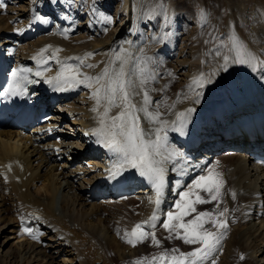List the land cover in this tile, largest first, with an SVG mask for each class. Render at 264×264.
Listing matches in <instances>:
<instances>
[{
  "label": "bare ground",
  "instance_id": "bare-ground-1",
  "mask_svg": "<svg viewBox=\"0 0 264 264\" xmlns=\"http://www.w3.org/2000/svg\"><path fill=\"white\" fill-rule=\"evenodd\" d=\"M77 1H80L79 3L83 2L84 7L86 8L87 6L89 8L87 10L84 8L79 9L81 4L77 5ZM97 1H90L85 4L84 0H76V4L74 0H34L32 8H30V12L27 15V24H23L24 26L18 30V32L21 31V37L24 33L23 29H26L32 22V17L35 14H43L53 4H55V8H61L64 11L66 9L67 11L69 10L73 17L66 15L62 17L64 21H70V26L67 28L62 27L61 34H54L53 30L51 34L44 35L41 38V42L37 44L32 43L27 50L21 51H15L12 45H10L13 43V40L10 41L8 38L11 37L10 35L13 34L12 32L16 28L11 27L8 23L12 18L1 16L5 12V7L0 8V35L5 34L1 38V47L7 52H12L11 56L16 57L18 62L25 63L32 58L42 57L45 54V59L50 61L53 67L62 65L63 63H70L74 67H78L82 74L90 77L100 75L106 67H110L111 62L117 55L123 54L125 50L130 52L133 50H130V47H133L135 52L134 56L132 53L133 58L129 66L131 67L133 63L137 65V68L146 65L148 70L147 75L152 77L144 86L153 101L149 106V110L152 112L159 111L161 120L167 121L171 125L176 120L178 113H187L189 108L195 109V111L187 115V127H193L195 130L193 132L188 131V138H184L185 140L182 141L180 139L182 135L179 132L172 131L170 128L168 130L172 131L169 135L175 141L173 144H169V147L177 152L178 149H175L174 145L179 146V150H181L183 142L188 144L190 153L195 151L194 146L200 141L201 145H205L201 147V151H203L201 157L187 160L184 172L182 173L183 180L189 173L194 171L193 167L205 163V160L202 158H208L213 154L212 150L207 148V146L214 139L220 137L216 133H220L221 123L228 126L237 116H249L253 113L264 112V64L260 63V61H264V11L262 22L260 21L259 24L253 25L247 23V21L244 22V20L238 17L242 15L237 13L238 8L233 0H215L214 5L217 4V9H223V5L226 4L228 13L226 17L223 14L216 15L217 21L215 19L214 23L208 21L205 25L206 21L203 22L202 28L205 29L207 27L205 30L212 29L215 34L218 32V36H220V38L215 36L216 42L215 39L211 40L210 45L208 44L211 49L208 47L209 49L204 52V48L202 50L199 49L200 51H198L199 47L196 48L202 39L201 36H203L198 31L200 28L199 23V28H196V31L193 29L195 32L187 34L186 30L188 31L191 26L188 29L186 27L195 21L192 19L193 16L181 7L174 6L178 9H175L173 13L174 22L172 25L168 26L169 18L166 20L168 21L166 25L162 15L164 23L162 21L161 25H157V21L153 22L154 19H149V16L148 22L152 24L150 25L147 23L145 15V20L141 19V21L139 20L140 22L134 19L136 17L133 18L132 13H136L133 11L135 10L134 7L131 11L126 8L129 10L127 12L125 9L127 5L125 7L121 5L122 3L114 5L115 0ZM157 1L160 2L159 0ZM186 2L191 8L198 6L204 8L201 13L203 15L217 10L212 8L208 0H186ZM99 5H102V7H99ZM130 5L133 6L132 3ZM113 7L115 9L111 18L109 11ZM262 8L264 9V4ZM83 14L86 17L81 19V16H84ZM208 14L210 15V13ZM138 17L141 16L139 15ZM106 18H110L112 20L111 23L116 21L108 33L105 29ZM224 18H227L225 19V23H223L226 26L221 30ZM180 22H182L180 27L183 26V23L184 26L185 24L187 25L185 28H183L184 26L182 27L184 32H179L178 30ZM55 24L58 26L57 23ZM143 25H147V29L150 28V33L143 29ZM74 28L78 30V35H75V38L73 36L71 38V32ZM202 28L200 29L202 30ZM233 28L236 29L233 30ZM232 30L234 31L233 33L231 32ZM184 33L187 35L182 38L181 34ZM230 36L239 37L247 46V50L258 57L255 70H252L247 65L232 63L231 59L227 65V70H224L222 67L224 64L223 56L229 55L231 58L235 55L234 52L229 50L231 47L229 42ZM226 40H228L227 43L225 42ZM201 41L203 42L204 40ZM215 46L219 49L215 50ZM212 47H214V51ZM52 48L60 49L61 51L58 52L57 56L51 57ZM41 49L47 50L38 56L37 54L41 52ZM34 52L36 53L35 56H28ZM88 53L92 55L86 57ZM87 65H93L94 67H87ZM118 66L119 62L116 63V67ZM136 78L135 76L133 77V79ZM201 78L205 81L211 78V82L205 83L203 87H200L199 80ZM76 87L77 91L82 92L79 97H76L68 105L59 104L56 109L55 106L51 108L53 111L52 126H58L55 128L58 133L57 139H50L46 136V132H42L50 124L38 126L33 130H18L14 128H3L0 130V219L5 221V227L6 225H10L11 227L14 225L12 231L14 230L13 232L16 234L15 239H17L19 235L17 231L18 219L28 214L30 210L36 211L42 215L41 222L47 230L48 235L52 233L51 240L54 238L53 243L50 242L43 248L40 244L21 241L18 238L19 242L17 241L18 244H15L17 246L15 249L11 251L7 249L6 253H2V255L0 251V264H7L6 259L8 256L14 259L18 258L19 261L22 259V261H26V264H38L47 258L46 261L44 260V264H53V259L56 256L59 254L66 255L70 252L73 253L72 255H75V259L80 264H104L105 260L102 262V255L107 252L102 253L100 251L101 245L114 246L115 252L121 257L120 259H123L124 263L131 260L134 264L137 261L149 264L153 261V258L150 256L151 254L147 255L146 251H143L146 248L148 240L151 242V236L144 239L142 243H137L135 247L126 243L124 237L126 231L131 232L137 223H142L147 219L153 206L149 202L151 197L148 198L145 194H141L137 200L138 202L130 198L125 200H112L109 198V200L104 202V206H100L99 203L101 201L98 203V200L88 202L92 194L91 187H93L98 179L105 178L108 175V170L111 168L110 164L116 163V157L110 154L106 156L101 155L104 159H100L99 162L100 153L89 139L92 131L99 127L98 114L91 110L96 106L95 101L91 99L95 86L89 88L84 84H80ZM136 91L140 94L133 97V103L139 107L143 99V90L138 88ZM197 96H199V103H196ZM100 111H103V105H101ZM118 111L119 109L113 108L110 115H116ZM77 116L80 120L76 122V127L74 126L72 130L75 134L67 132L71 130L68 127V118H71L70 120L75 119L76 121L78 120V118H75ZM140 116L141 127L145 131H151L159 127L158 124L148 123L144 119L143 113H140ZM63 122L66 123L61 128V123ZM78 127L81 130L78 131ZM77 131L80 132L81 136L83 135L84 143L80 144L73 151L72 138L79 135ZM208 132L209 136H205ZM205 137H208V139H205ZM211 137H214V139H210ZM64 154H67L68 157L71 156V161L68 160L70 161V166L81 154L84 157H88V160L96 167L97 173L89 179L87 185L78 183L77 178H75L76 174L66 171L65 167L67 165L62 158ZM176 158L174 157L165 163L166 165L174 164L173 169L175 173L177 166L181 165V161H185L176 160ZM212 158V164L207 168L205 166L206 169L204 168L205 173L203 175H207L209 169H214V171L221 174L225 181L224 187L221 190L219 207H217L216 201L207 203L205 209H199V205L201 204L195 207L197 213L204 211L215 213L228 209L225 217H221V219L226 218L228 229L221 241L220 248H223L222 252L219 248L214 254L216 264H226L228 261L234 260L236 257L240 258L241 256L250 259L251 264H264V168L250 165L249 158L245 153L234 155L219 153V155ZM8 163H12V171L20 178L19 181H15L14 176L5 170V165ZM71 171L74 172L75 170ZM61 180L67 181L66 188H69L72 194L69 196L64 194L60 204H58L56 195L61 186ZM192 184L193 182L186 190L184 188V191L189 190ZM66 188L61 189V193ZM103 190L104 185L101 184L97 192L101 193ZM175 190L174 184L173 191ZM194 191H198L203 197L205 195L199 189H195ZM139 193L142 192L139 191ZM232 193H235V198H233ZM177 195L178 199L172 200L170 211H176L175 204L180 200L179 192L176 193ZM192 198L194 199V196ZM85 202L88 203L85 204ZM89 203L91 208H85V205H89ZM68 206L72 207L70 208L71 210L66 208ZM121 206H123L122 210ZM78 207L80 208L79 210H77ZM164 211L165 209L163 210V208L160 210L162 218L164 217L162 215ZM130 212H136V217L132 214L135 218L131 221H126L127 216L130 217ZM195 215L196 213H193L192 216L185 217V220L192 219ZM93 219L98 222L91 224ZM101 221L106 224L105 231H103L104 228L102 229V223L100 225ZM205 227L212 231H217L210 224L205 225ZM153 230L145 228L147 232H153ZM160 231L164 236H167L169 243L176 238L175 231L170 233L163 226ZM179 231L181 234L183 233L182 229ZM176 242L180 244L178 246L186 249V251L185 249L183 250V252L185 251L184 253L190 252L199 246L185 244L179 238H177ZM4 245V241L2 244L0 243V250L1 246L3 247ZM95 247L100 249H95ZM121 247L127 251L119 253ZM88 248L93 250V254L95 250L101 254H94V259L90 257L91 260L87 262L88 257L85 261L83 255L84 253L86 255L89 253L85 252ZM47 249H52L51 251L49 250L50 254H46ZM114 250L112 251L113 253ZM179 253L181 251L178 252L177 256ZM172 255L175 254H168L169 257ZM72 261L73 259H63L61 263L54 264H70ZM230 262L233 264V261ZM159 264H169V261H159Z\"/></svg>",
  "mask_w": 264,
  "mask_h": 264
},
{
  "label": "snow or ice",
  "instance_id": "snow-or-ice-1",
  "mask_svg": "<svg viewBox=\"0 0 264 264\" xmlns=\"http://www.w3.org/2000/svg\"><path fill=\"white\" fill-rule=\"evenodd\" d=\"M4 7L6 5L0 3V8ZM229 42L231 45L229 50L234 52L235 55L231 58L229 55L223 56L224 64L222 67L224 70H227L230 59L232 63L247 65L255 70L258 57L247 50V46L239 37L230 36ZM46 50L41 49V52L37 55H42ZM59 51L61 50L56 49L53 56ZM91 55V53H88L86 57ZM131 60V53L125 50L123 54L115 57L110 67H106L96 77L84 75L78 67L65 64L62 65L61 70L55 77L45 82L54 85L57 91H64L67 90L68 86H78L80 84H84L89 88L95 86L91 99L95 101L96 106L91 110L98 114L99 127L93 131V134L97 137V143H100L116 157V163L108 170L109 178L115 180L128 169H134L139 176L151 183L155 190V198H150L149 202L155 204L158 208L162 202L166 184L164 165L174 157L183 155L174 149H170L167 131L170 128L181 135H186L187 115L195 109L189 108L187 113H178L176 120L171 125L167 121L161 120L159 111L152 112L149 110V106L153 101L144 86L152 77L147 75V66L137 68V65L133 63L130 67ZM117 62H119L118 67H116ZM260 63L264 64V61H260ZM87 67L94 66L87 65ZM28 72H31V69L21 68L11 73L12 83L9 84L7 89L11 95H25L27 91L25 84L36 82L29 79L27 75H21V73ZM35 75L41 76L42 73L37 71ZM134 76L137 78L133 79ZM210 82L211 78L207 81L203 78L199 80L200 87ZM138 88L143 90V99L139 107L133 103V97L140 94L136 91ZM196 103H199V96H197ZM101 105H103L102 112L100 111ZM113 108L119 109L116 115H110ZM140 113H143L144 119L148 123L158 124L159 127L151 131H145L141 127ZM224 183L225 181L219 172L209 169L207 175H201L193 181L188 191L179 193L180 200L175 204L176 211L167 213V218L163 221L162 226L170 233L175 231L176 238L182 239L185 244L199 246L190 252H181L178 256L172 255L169 257L167 253H162L159 257H153V261L168 260L169 264H216L214 254L219 250L221 241L228 229L226 218L221 219V217H225L228 209L215 213L208 211L197 213L195 206L216 201L217 207H219ZM195 189L207 193L208 198L201 196L198 191H194ZM232 195L235 198V193H232ZM193 213H196V215L186 221L185 217L192 216ZM157 218L154 209L153 214L147 220L137 223L131 232L126 231L124 233L125 242L135 247L137 243H142L144 239L151 236L152 242L158 246L159 241L155 237V232L145 231L146 225L155 229ZM208 224L217 231L206 228L205 225ZM181 229L183 230L182 234L179 231ZM23 231L32 239H38V236L33 234L31 229L24 228ZM177 251L176 249L173 250V252ZM241 259H243V256H241ZM135 264H142V262L137 261Z\"/></svg>",
  "mask_w": 264,
  "mask_h": 264
},
{
  "label": "rangeland",
  "instance_id": "rangeland-1",
  "mask_svg": "<svg viewBox=\"0 0 264 264\" xmlns=\"http://www.w3.org/2000/svg\"><path fill=\"white\" fill-rule=\"evenodd\" d=\"M75 2H76V0H74ZM85 1V4H87V3H89L90 1L91 2H94V1H96V0H84ZM104 1V0H103ZM119 1V2H118ZM127 1V2H126ZM160 2H158L157 0H115V2H114V5H117V3H122L121 5L123 6V7H125L126 5V7H125V9L127 8V9H129L130 11L131 10H133L134 8H135V10H137L138 11V14H137V11H135V10H133L134 12H136V13H132V15H133V18L134 17H136V18H134V19H136V21H141V19H143V20H147V23L148 24H150L149 22H148V18H149V16H150V18L149 19H151L152 18V20L154 19V21L153 22H156L157 23V25L158 24H160L161 25V23H162V21H163V23H164V19H165V24L167 25L168 23V26H170V25H172L173 24V22H174V20H173V13L175 12V9H178V8H175V7H181L182 9H184V11H186V12H188L189 14H191L192 16H193V18L192 19H194L193 21H195V22H192L193 24H189L188 26L185 24V26H187L186 28L188 29V27H192V29H191V27L188 29V31L186 30V33L188 34L189 32L191 33V32H195L196 31V28H199V26H200V28H202V24H203V22L204 21H206L205 22V25H206V23L209 21V22H212V23H214L215 22V19H216V15L217 16H219V15H222L223 14V16L224 17H226L227 16V13H228V10H227V7H226V4H224L223 5V9H217V4L216 5H214V2H215V0H208L209 2H210V4L212 5V8L213 9H217L216 11H213L212 13L211 12H208V13H210V15L207 13V14H204V15H202L201 13L203 12V10H204V8H202L201 6L199 7H194V8H191L189 5H188V1L186 2V0H183V1H181V0H159ZM185 1V2H184ZM234 2H235V5L237 6V13L239 14V15H242V16H238V17H240L242 20H244V22H246L247 21V23H249V24H253V25H256V24H259L260 23V21L262 22V19H263V11H264V9L262 8V6H263V4H264V0H233ZM77 2H78V4H77ZM76 2V4L77 5H79V4H81L80 6H79V9L80 8H84L85 10H87V8H89V7H87L86 6V8L84 7V3L82 2V3H79L80 1H77ZM97 2H101V0H98ZM124 2V3H123ZM180 2V3H179ZM33 3H34V0H8V2H7V4H6V0H4V5H6V7L4 8V10H5V12H3L2 14H1V16H5L6 18L7 17H9V18H12V19H10V21L8 22L9 23V25H11V27H15L16 29L12 32L13 34H11L10 36V38H8V40H10V41H12L13 40V43L12 44H10V45H12V47H13V49L16 51V50H27L28 49V47L30 46V44H37V43H39V42H31V41H33V40H20V39H23V36L21 37L20 36V38H19V32H18V30L22 27V26H24L23 24H27V22H28V17H27V15H28V13L30 12V8H32V5H33ZM132 3L133 4V6H131L130 4ZM155 3V4H154ZM162 3V4H161ZM173 3H175V4H173ZM124 4V5H123ZM172 5V6H171ZM176 5V6H175ZM102 7V5H99V7ZM166 6V7H165ZM175 6V7H174ZM225 6V7H224ZM131 7V8H130ZM134 7V8H133ZM156 7V8H155ZM133 8V9H132ZM158 8V9H157ZM173 8V9H172ZM114 7L109 11V15H110V17L113 15V11H114ZM126 9V11L128 12L129 10H127ZM7 10V11H6ZM59 11H62V12H69V10L67 11V9L64 11L63 9H61V8H59L58 9ZM83 10V9H82ZM174 10V11H173ZM222 10V11H221ZM154 11H155V13H154ZM168 11V12H167ZM172 11V12H171ZM221 11V12H220ZM227 11V12H226ZM218 12V13H217ZM160 15H159V14ZM137 14V15H136ZM142 14H143V16H142ZM157 14V15H156ZM41 15V14H40ZM84 16H81V19H84L86 16H85V14H83ZM136 15V16H135ZM141 16V17H138V16ZM144 15L146 16V18L144 19ZM161 15H162V17L164 18H162L161 17ZM209 17H208V16ZM258 15V16H257ZM153 16V17H152ZM166 16V17H165ZM127 17V16H126ZM138 17V18H137ZM143 17V18H142ZM171 17H172V19H171ZM112 18V17H111ZM140 18V19H139ZM156 18V19H155ZM171 19V20H169V19ZM213 18V19H212ZM256 18V19H255ZM163 19V20H162ZM168 19V21H166ZM196 19H198V20H196ZM225 19H227V18H224L223 20H224V22H222V28H221V30L222 29H224L225 28V24H223V23H225ZM258 19V20H257ZM173 20V21H172ZM111 21L112 20H110V18H106L105 19V24H106V27H105V29H106V32L108 33V32H110V30L112 29V25L116 22H113V23H111ZM135 20H134V22L135 23H137ZM139 21V22H140ZM172 21V22H171ZM197 21H199V22H197ZM216 21H217V19H216ZM168 22V23H167ZM109 23V24H108ZM198 23H199V26H198ZM255 23V24H254ZM182 24V22H180V24H179V28H178V30H179V32H184L183 31V28H185V26H184V23H183V28L182 27H180V25ZM198 26H196V25ZM108 25V26H107ZM150 25H152V24H150ZM194 26H196L195 28H194ZM198 29V31L200 32V34L202 35L203 34V36H201V40H204L203 42L200 40L199 42V44H201V45H199V44H197L198 46H196V48L197 47H199L198 48V51H200V50H202L203 48V51L205 52V50H208L209 48H210V46H208V44L209 43H211V40H214L215 39V42H216V37L218 36V32L215 34L214 33V30H209V29H207V30H205L204 28H202V30L201 29ZM143 29L144 30H146V32H149L150 33V28L149 29H147V25L146 26H144L143 25ZM195 31H194V30ZM236 28H233V30H235ZM231 31L232 33L234 32V31ZM220 31V30H219ZM77 32V34H75ZM154 32V31H153ZM206 32V33H205ZM75 33L73 34V38H75L77 35H78V30H76L75 31ZM214 33V34H213ZM222 33H223V31H222ZM148 34V33H147ZM157 34H159L158 32H157ZM185 34V33H184ZM181 34L182 36V38L183 37H185L187 34ZM76 35V36H75ZM3 36H5V34H1L0 35V42H2V40H1V38L3 37ZM75 36V37H74ZM216 36V37H215ZM71 38H72V36H70ZM219 38H220V36H218ZM209 38V39H208ZM219 38H217L218 40H220ZM6 42H7V40H5ZM226 43L228 42V40H226L225 41ZM10 43V42H9ZM202 44H203V46H202ZM1 45V44H0ZM206 47H205V46ZM210 45V44H209ZM209 47V48H208ZM213 48V51H214V47H212ZM133 49V50H132ZM200 49V50H199ZM211 49V48H210ZM219 48L217 47V46H215V50H218ZM130 50H132V51H127L128 53H131V56H132V53H133V56H134V48L133 47H130ZM203 51H201V52H203ZM204 52H203V54H204ZM207 54V53H206ZM198 57H199V54H198ZM202 57V56H201ZM133 58V57H132ZM79 91V90H78ZM77 91V92H78ZM81 92V91H80ZM81 94H82V92H81ZM80 93H78L77 95H75V97H73L72 98V100H70V101H68V102H66V103H63V104H61V105H68L69 103H71L74 99H76V97H79L80 95H81ZM86 97V96H85ZM58 106H55V109L57 108ZM59 109V108H58ZM79 116H80V114H79ZM75 118H78V116L77 117H75ZM69 119V121L67 122L68 124H69V128L71 129L70 131H67V132H69V133H72V134H75V133H73L72 132V130L74 129V126H75V124H76V122L77 121H79L80 119L78 118V120H76L75 121V119L73 120H70L71 118H68ZM71 122V123H70ZM64 123H66V122H63V123H61L62 124V126L63 125H65ZM62 126H61V128H62ZM76 127V126H75ZM66 130V129H65ZM64 130V131H65ZM78 131L79 130H81L79 127H78V129H77ZM77 131V133H79V135L77 136V137H75V138H72L73 139V147H74V149H73V151H75L76 149H77V147H79V145L81 144H83L84 143V138H82L83 137V135L81 136L80 135V132H78ZM75 136V135H74ZM81 141V142H80ZM76 146V147H75ZM68 149V148H67ZM63 161H65L66 162V171L67 172H72V173H75L76 175H75V178H77V182L78 183H81V184H86V182H88V180L91 178V177H93L96 173H97V169H96V167H94L93 166V164L91 163V161L90 160H88L89 158L88 157H84V156H82L81 154H80V156L79 157H77V159L75 160V162H73L74 163V165L70 168L69 166H70V161H71V156H69L68 157V155L67 154H64L63 155ZM68 160H70V161H68ZM89 161H90V163H89ZM64 163V162H63ZM63 163H62V165H63ZM92 166V167H91ZM69 167V168H68ZM90 169V170H89ZM70 170V171H69ZM71 170H75L74 172L73 171H71ZM78 175V176H77ZM81 179V180H80ZM86 179H87V181H86ZM66 183H67V181L66 180H61V186H60V188H59V191H58V193H57V195H56V200L58 201V204H60V201H61V199L63 198V195L64 194H67L68 196L70 195V194H72V191L69 189V188H66L67 187V185H66ZM57 186H59L58 184H57ZM64 188H66L64 191H63V193H61V189H64ZM188 191V190H187ZM202 192V191H201ZM202 193H204V192H202ZM62 194V195H61ZM60 195V196H59ZM140 196H141V194L140 195H138V197L140 198ZM59 197V198H58ZM204 197L205 198H208V196H207V193H205V195H204ZM136 198V199H135ZM135 198H130V199H132V200H134V201H137L138 200V198L137 197H135ZM59 199V200H58ZM98 201H101L100 203H99V205L100 206H104V202H106V200H99L98 199ZM138 202V201H137ZM86 203H88V202H85V204ZM103 203V204H102ZM62 205H63V203H62ZM69 205V204H68ZM137 205V204H136ZM91 205H90V203H89V205H85V208H91L90 207ZM200 206V208L199 209H205V207H206V204H201V205H199ZM80 207V206H79ZM78 207V209L77 210H79L80 208ZM123 206H121V210L123 209L122 208ZM263 207H264V205H263ZM66 208H72L71 206L69 207H66ZM118 208H120V207H118ZM264 209V208H263ZM71 210V209H70ZM164 210V209H163ZM136 211V210H135ZM166 211V210H165ZM163 212L162 213V215L164 216L163 217V219H162V221H164L165 220V217L167 216L166 215V212ZM76 212V211H75ZM132 214H134L135 215V217H136V212H134V213H132V212H130L129 213V215H130V217H132V218H130L129 216H127V220L126 221H131V220H133L135 217H133L134 215H132ZM167 218V217H166ZM129 219V220H128ZM88 223H89V221L88 220H86ZM161 220H160V223L158 224V226L156 227V229H154L153 231L155 232V234H157L155 237H156V239L159 241V245L157 246L156 244H154L153 242H152V240H151V238H150V241L151 242H149V240H148V243L147 244H149V245H147L146 244V248H145V250H143L144 252L146 251V253H147V255H150L152 258L153 257H159V255H161L162 253H167V254H175V255H177L178 254V252H183V250L185 249L184 247H181V246H178V245H180V244H178V242H176L177 241V238H175L172 242H170L169 243V241L167 240V236H164L163 235V233H161V231H160V229L162 230V222ZM2 222V223H1ZM92 223L91 224H96L98 221L97 220H95V219H93L92 221H91ZM101 223H102V225H101ZM3 224H4V226H3ZM100 225L102 226V229H103V231H105V228H106V224H104L102 221L100 222ZM161 225V226H160ZM3 226V227H2ZM100 226V227H101ZM12 227H14V225L12 226ZM12 227L10 226V225H6V227H5V221H3V219H0V243L2 244V242L4 241L5 242V245L2 247L1 246V255H2V253L4 254V253H6V251H7V249H9V251H11V250H13V249H15L17 246V244H18V238L17 239H15L16 238V234L12 231ZM16 228V227H15ZM14 228V229H15ZM262 228V227H261ZM160 231V232H159ZM12 232V233H11ZM52 236V233L51 234H49V238H48V240H46L47 241V244L48 243H53L54 242V238L51 240V237ZM50 240V241H49ZM18 241V242H17ZM12 242H14V243H12ZM17 242V243H16ZM150 243H151V245H150ZM4 244V243H3ZM16 244V245H15ZM152 245H153V247H152ZM108 245H106V246H102L101 245V247L100 246H97V247H100V248H97V247H95V249H100V251H102V253L103 252H107V253H105V254H103V255H105V256H107L108 255V257H106L105 258V256L103 257V255H102V262L105 260V262H104V264H109V263H112V264H134L133 263V261H125V263H124V261H123V259H120L121 257L120 256H118V254L115 252L116 250H114V246H108ZM150 246V247H149ZM182 249H181V248ZM111 248H112V250H111ZM149 248V249H148ZM111 251H110V250ZM174 249H176V250H179V251H177V252H173V250ZM48 250H50V249H47L46 250V254H50V251L52 250H50V251H48ZM89 250V251H88ZM88 250H86L85 252H89L87 255H86V253H84V257H85V261H86V259H87V257H88V261L87 262H89V260H91L90 259V257L91 258H93L94 259V254H96V253H100L99 251H97V250H95V252H94V254H93V250H91L90 248H88ZM91 250V251H90ZM104 250H106V251H104ZM114 250V253L112 252ZM222 250H223V248L221 247L220 248V251L222 252ZM8 251V252H9ZM112 253V255H111V253ZM126 252L127 250L125 249H123L122 247L120 248V250H119V253L120 252ZM185 251H186V249H185ZM184 251V252H185ZM92 252V253H91ZM128 252H130V251H128ZM162 252V253H161ZM131 253H132V251H131ZM154 253V254H153ZM161 253V254H160ZM73 253L72 252H70V253H68V254H66V255H63V254H59L58 256H56L55 257V259H53V262L54 263H61L62 262V260L63 259H66V260H70V259H73V261L72 262H70V264H80V263H78L77 262V259H75V255H72ZM92 254V255H91ZM101 254V253H100ZM158 255V256H157ZM7 256V255H6ZM93 256V257H92ZM72 257H74V258H72ZM6 258V257H5ZM105 258V259H104ZM245 257H243V260L241 259V257L239 258H235L234 260H230V261H233V264H249L250 263V259H248V258H245ZM16 259V260H15ZM12 258V257H10V256H8L7 257V259H6V263L7 264H26V261H22V259H21V261H19V259L18 258ZM18 259V260H17ZM239 261H238V260ZM45 260V259H44ZM41 261V262H39L38 264H44V262L47 260V258H46V260L45 261ZM108 260H109V263H108ZM236 260V261H235ZM242 260V261H241ZM56 261V262H55ZM230 261H228L226 264H230L231 262ZM236 262V263H235ZM53 263V264H54ZM159 264V261L158 260H156V261H152V262H150L149 264ZM46 264V263H45ZM69 264V263H68ZM143 264V263H142ZM144 264H146V263H144ZM232 264V263H231ZM251 264V263H250Z\"/></svg>",
  "mask_w": 264,
  "mask_h": 264
}]
</instances>
